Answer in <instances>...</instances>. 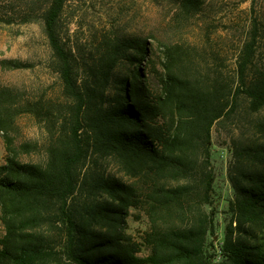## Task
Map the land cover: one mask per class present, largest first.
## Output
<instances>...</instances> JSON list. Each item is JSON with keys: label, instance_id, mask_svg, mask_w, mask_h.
<instances>
[{"label": "trees", "instance_id": "trees-1", "mask_svg": "<svg viewBox=\"0 0 264 264\" xmlns=\"http://www.w3.org/2000/svg\"><path fill=\"white\" fill-rule=\"evenodd\" d=\"M64 1L52 0L42 19L68 102L22 99L0 85V264H203L206 236L213 230V214L204 208L214 181L211 129L230 111L232 86L194 78L183 62L184 52L167 46L160 92L153 94L138 66L146 43L128 39L103 40L102 50L81 74L58 31ZM198 2L183 0L182 5L193 11ZM128 49L135 50L134 68L109 97L113 71ZM0 65L30 66L13 59ZM245 70L243 60L238 91L248 98L250 110L258 111L264 106V68L248 80ZM22 115L36 117L47 133L44 163L21 160L40 148L37 141L17 142ZM90 152L117 159L127 175L144 185L143 193L138 194L136 182L126 184L92 170L82 175ZM256 153L262 157L260 167L246 174L247 184L235 185L231 208L244 223L264 225V145ZM82 189L107 198L78 205ZM141 203L152 221L146 257L137 255L138 243L122 231L128 207ZM82 208L88 224L80 216ZM160 217L171 224L161 227ZM93 223L102 230H91ZM224 250L232 264H264V242H226Z\"/></svg>", "mask_w": 264, "mask_h": 264}, {"label": "rangeland", "instance_id": "rangeland-1", "mask_svg": "<svg viewBox=\"0 0 264 264\" xmlns=\"http://www.w3.org/2000/svg\"><path fill=\"white\" fill-rule=\"evenodd\" d=\"M52 0H0V61L19 60L25 68L6 69L0 65V85L11 87L22 99L43 103H66L62 81L53 67V59L44 34L42 14ZM183 0H65L58 19L62 42L80 65L90 62L103 48V40L145 42L146 51L138 57L142 80L150 92H160L164 51L179 47L189 74L207 83L219 80L232 86L233 102L229 113L219 118L211 129L210 162L214 172L211 201L206 212L213 214V230L206 236L203 264H232L225 253L226 242L256 244L264 242V225L244 223L231 208L237 196L235 185L247 184L246 174L261 164L256 152L264 145V106L251 111L249 100L238 91L239 64L246 60L244 80L255 70L264 68V0H199L196 10L187 11ZM135 50L128 49L116 65L107 95L119 92L121 79L130 76ZM137 64V63H136ZM83 67V68H82ZM17 142L37 141L39 150L22 155L24 162L46 161L43 143L47 133L36 117L18 118ZM4 150L0 139V163ZM114 177L124 183H135L143 193L144 185L127 175L111 155L90 152L83 173ZM104 193L93 195L80 190L78 205L99 202ZM142 200V199H140ZM80 214L85 219L84 209ZM171 219L158 220L161 227ZM152 221L144 204L130 206L122 231L138 243L140 257L150 255L145 241ZM99 232V225L90 224ZM102 230V229H100ZM3 228L0 224V236Z\"/></svg>", "mask_w": 264, "mask_h": 264}]
</instances>
